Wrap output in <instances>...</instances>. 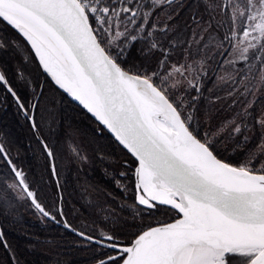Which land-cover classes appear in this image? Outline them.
I'll return each mask as SVG.
<instances>
[{
    "label": "water",
    "instance_id": "1",
    "mask_svg": "<svg viewBox=\"0 0 264 264\" xmlns=\"http://www.w3.org/2000/svg\"><path fill=\"white\" fill-rule=\"evenodd\" d=\"M0 17L26 42L50 81L135 160L138 202L179 216L143 231L129 246L115 245L108 236L89 237L66 222L65 229L124 254L120 264L192 262L203 247L222 251L225 259L253 255L247 264H264V174L217 158L154 82L130 73L106 52L79 0H0ZM157 120L174 130H164Z\"/></svg>",
    "mask_w": 264,
    "mask_h": 264
},
{
    "label": "rangeland",
    "instance_id": "2",
    "mask_svg": "<svg viewBox=\"0 0 264 264\" xmlns=\"http://www.w3.org/2000/svg\"><path fill=\"white\" fill-rule=\"evenodd\" d=\"M79 1L106 52L117 63L126 65L130 73L154 82L177 108L187 126H194L200 132L201 141L209 148L217 146L220 150L226 149L224 145L231 135L252 138L250 114L258 100L264 99V0H178L173 3L170 0ZM6 25L15 32L9 24ZM22 41H16L14 46L21 63L25 65V72L21 68H17V72L19 83L31 90L33 110L24 109L1 68L0 84L15 99L24 117L30 123L33 120L31 125L36 129L34 110L38 104H44L48 90L42 93L41 83L39 92L36 91L37 77L26 72V68L29 72L37 67L42 70L31 49ZM140 42L147 51L140 56L141 61L133 64L130 50ZM200 100L213 104L209 116L198 115V111L201 113L202 110L198 105ZM259 109L257 124L263 135L261 150L240 156L245 163L236 168L264 174V106L260 105ZM0 147L3 148L1 142ZM46 150L54 175L51 160L52 157L55 167L54 157L48 147ZM83 160L86 163L90 161L85 155ZM109 164L113 169L108 173L109 178L123 196L112 194L105 199L95 195L93 190L87 192L92 197L88 199L90 203L78 209L75 221L66 218L62 202L58 209L48 210L38 200V192L26 172L15 164V171L22 176L35 203L27 197L13 170L16 183L10 184V190L21 198L25 195L42 221L49 220L62 227L66 222L89 237H111V243L119 246H129L143 231L179 217L169 208L157 205L144 207L138 202L137 163L130 155L122 156L117 162L109 160ZM55 173L57 179L56 167ZM87 214L92 217L89 219ZM120 228L128 231L121 232ZM75 247L85 250V255L94 254L87 257L84 264L105 260H109L105 264H120L125 256L86 241L75 244ZM51 248L55 250L56 245ZM252 257L232 255L229 261L232 264H247Z\"/></svg>",
    "mask_w": 264,
    "mask_h": 264
},
{
    "label": "trees",
    "instance_id": "3",
    "mask_svg": "<svg viewBox=\"0 0 264 264\" xmlns=\"http://www.w3.org/2000/svg\"><path fill=\"white\" fill-rule=\"evenodd\" d=\"M16 41L23 43L20 36L0 19V68L24 109L32 111L31 90L19 83L17 68L24 71L25 65L18 57ZM146 51L142 42L135 44L130 50L132 63L141 61L140 56ZM118 64L126 69L123 63ZM36 69L29 72L26 68V72L37 77L36 91L39 92L42 85V93L48 90L44 104H38L34 110L36 129L0 84V142L6 157L22 168L34 184L38 200L50 211L58 209L62 202L66 218L75 221L78 209L90 203L88 199L92 197L87 192L93 190L95 195L105 199L112 194L123 196L109 178V171H113L109 160L117 162L129 154L86 112L56 89L39 67ZM198 105L202 109L198 115L209 116L213 104L200 100ZM260 105L264 106V99L258 100L250 114L252 138L231 135L224 145L226 149L211 146L217 158L230 166L241 167L245 161L240 156L261 150L263 135L257 124ZM188 127L202 140L194 126ZM47 147L54 157L57 179L51 170ZM232 151L239 152L232 154ZM84 155L90 160L87 163L83 160ZM6 157L0 149V264H84L87 257L94 256L92 253L85 255V250L75 247L84 240L49 220L42 221L25 195L21 198L10 190V184L16 183V179ZM88 214L90 219L92 216ZM53 244L55 250L51 248Z\"/></svg>",
    "mask_w": 264,
    "mask_h": 264
},
{
    "label": "bare ground",
    "instance_id": "4",
    "mask_svg": "<svg viewBox=\"0 0 264 264\" xmlns=\"http://www.w3.org/2000/svg\"><path fill=\"white\" fill-rule=\"evenodd\" d=\"M157 123L168 132H172L174 130L172 126L164 123L161 120H157ZM196 251H199V253L198 257L195 260H193L192 262H187L186 260H184L182 264H225V258L222 251H216L212 248L207 247L199 248Z\"/></svg>",
    "mask_w": 264,
    "mask_h": 264
},
{
    "label": "flooded vegetation",
    "instance_id": "5",
    "mask_svg": "<svg viewBox=\"0 0 264 264\" xmlns=\"http://www.w3.org/2000/svg\"><path fill=\"white\" fill-rule=\"evenodd\" d=\"M105 249H106V248H105ZM108 250H110V249H108ZM111 251H112V252H116V251H113V250H111ZM116 253H117V252H116ZM229 258H230V256H227V257H226V259H225V263H226V264H232V262L229 261Z\"/></svg>",
    "mask_w": 264,
    "mask_h": 264
}]
</instances>
